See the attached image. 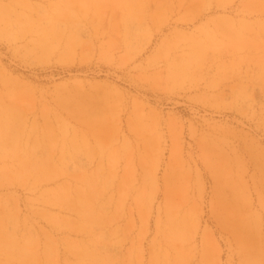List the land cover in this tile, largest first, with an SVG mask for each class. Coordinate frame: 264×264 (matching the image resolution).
Here are the masks:
<instances>
[{
  "label": "rangeland",
  "instance_id": "374dc122",
  "mask_svg": "<svg viewBox=\"0 0 264 264\" xmlns=\"http://www.w3.org/2000/svg\"><path fill=\"white\" fill-rule=\"evenodd\" d=\"M0 264H264V0H0Z\"/></svg>",
  "mask_w": 264,
  "mask_h": 264
}]
</instances>
